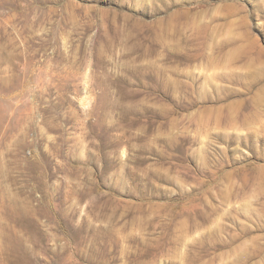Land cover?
Wrapping results in <instances>:
<instances>
[{
    "label": "rangeland",
    "instance_id": "374dc122",
    "mask_svg": "<svg viewBox=\"0 0 264 264\" xmlns=\"http://www.w3.org/2000/svg\"><path fill=\"white\" fill-rule=\"evenodd\" d=\"M0 264H264V0H0Z\"/></svg>",
    "mask_w": 264,
    "mask_h": 264
}]
</instances>
